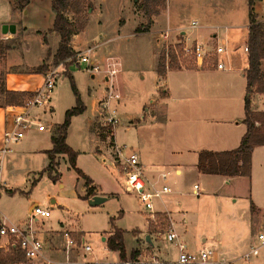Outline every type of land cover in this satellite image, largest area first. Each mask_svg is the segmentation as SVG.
Here are the masks:
<instances>
[{"label":"rangeland","instance_id":"374dc122","mask_svg":"<svg viewBox=\"0 0 264 264\" xmlns=\"http://www.w3.org/2000/svg\"><path fill=\"white\" fill-rule=\"evenodd\" d=\"M12 1L0 0V32L6 25L41 27L50 26L54 21L49 0H30L27 4L30 6L26 5L23 11L14 9ZM76 1L80 4L78 13L75 6H70L64 13L75 26L76 33L87 27L84 35L90 42L87 45L99 44L104 40L97 35V27L100 26L110 31L109 37L115 36L112 41L100 48L98 46L93 57L96 55L102 66L103 57H117L115 62L119 70L113 78V86L119 91L120 100L112 103L118 119L114 127L116 144L137 153L146 169L154 165L158 170L169 172L166 182L172 190L175 189L176 194H180V200H176L175 204L179 210L187 212L186 226L189 232L183 239L187 249L197 251L202 246L211 245L216 238L214 231L219 229L222 232L224 228L222 210L230 208L235 219H238L240 210L249 206L251 188L258 203L263 201L264 155L260 154L264 148L262 152L254 154L251 182L235 177L226 183V179L201 174L196 169L199 151L222 147L220 143H225L224 138L236 134L240 125H245L241 120L244 117V104L240 103V86L241 83L245 84L241 73L247 64L244 48L248 0H158L154 6L156 13L150 17L140 7L142 0H70ZM24 11L27 13L24 14ZM98 13L101 16L98 17ZM191 20L198 21L200 29L186 30ZM167 26L173 32L168 41L163 42L159 33ZM185 30L187 39L179 34ZM214 34L216 37L212 38ZM35 39L32 32H23L22 28L16 27L11 38L1 40L8 50L3 53L4 56L0 55V107L4 106L2 83L6 54L22 62L13 70L33 71L38 66H44L45 73L56 67L52 53L57 46L58 35L49 31L42 33L41 43ZM193 40L208 47H214L217 40H224L227 53L218 60L229 68L225 71L230 73H209L206 78L191 75L180 77L176 73H169L167 87L173 96L182 94L185 89L193 95L185 97L183 101L167 100L164 86H160L164 77L160 80L156 78L159 55L164 54L166 72L195 70L193 60L184 56L180 48L182 43ZM39 43L43 45V51ZM100 49L107 50L108 54L99 52ZM170 53H174L173 59ZM76 60L74 56V64L70 68L72 73L68 72V66H59V71L65 75L55 81L48 105L32 110V126L4 158L2 181L6 188L0 191V217L4 216L9 222L25 227L31 204L37 203L42 208L50 209V217H36L34 229L43 244L45 255L57 264H66L62 251L63 227L82 233L85 243L92 249L87 255L80 248L73 249L69 253L68 264H118L117 252L106 247L109 232L113 229L123 231L128 261H131V251L138 250V264H155L151 262L152 258L163 264H175V244L167 242L162 236L167 230V223L162 226L154 224L156 227L150 234L154 246L150 247L145 241V235L149 232L146 225L148 212L135 194L125 192L122 176L112 159L105 155L104 143L99 135L100 110L97 102L92 105L93 100L102 98L106 89L102 74L91 78L89 73L76 66ZM70 78L84 110L70 118L65 142L76 153V168L93 181L97 194L107 198L94 206L88 202L91 197L86 199L83 179L70 167L67 156L55 155L52 170H47V151L52 148L50 137L56 127L63 123L65 112L76 106ZM221 80L228 85V97L222 96L220 91L223 90L216 87ZM208 84H212L213 89L210 86L207 93ZM210 93L215 96L211 97ZM0 120L3 121L2 110ZM218 138L220 140L216 142ZM104 157L107 158L105 162ZM160 161H164L165 165H156ZM176 162L182 165L179 175H175L167 165ZM194 184L198 186L197 196L191 195ZM234 198L237 202L233 205L231 201ZM50 200H54V205L50 204ZM156 209H160V206L156 205ZM175 229L179 231L178 227ZM200 235L206 237V242L200 241ZM0 243L4 244V239L0 238ZM7 247L8 250H0L5 253L11 249V246ZM263 252L264 249L261 250ZM233 253L226 260L220 258L223 261L221 264H253L250 262L252 259L240 260V249Z\"/></svg>","mask_w":264,"mask_h":264},{"label":"built area","instance_id":"2783aa9c","mask_svg":"<svg viewBox=\"0 0 264 264\" xmlns=\"http://www.w3.org/2000/svg\"><path fill=\"white\" fill-rule=\"evenodd\" d=\"M264 8V2H263ZM200 29V24L196 20H191L186 30L194 31ZM180 31L179 34L183 38H188L187 32ZM188 31V32H189ZM173 30L168 26L160 31L159 37L163 42H167ZM214 34L212 38H215ZM172 44V43H171ZM98 45L89 46L82 51H77L75 64L90 75L102 74L106 83V89L102 98L97 101V107L100 110V135L102 138V147L105 148V155L112 159L116 165L120 175L122 176V186L126 193L135 194L143 207L148 212L146 225L151 222L157 224L155 217V202L161 200L164 196L171 193V187L166 182L169 172L160 171L154 175L146 172L143 164L140 162L138 154L125 146H119L114 140V127L118 123L116 111L112 106L113 102L120 100V93L113 86V78L118 72V63L107 59L104 66L93 60V54ZM181 52L184 56L190 57L197 69H215L223 71L228 69L227 66L218 60V57L227 53L224 40L216 41L214 47H208L205 43L193 40L190 43L184 42L181 45ZM244 50L247 52V46ZM71 63L70 65H73ZM63 63L56 64L44 73L42 85L33 93V96L25 101L23 105L10 106L8 112L10 117L9 127L4 130L2 135V143L0 145V191L6 187L2 181L3 163L6 154L23 138L24 133L30 129L34 122L32 110L37 107H45L50 101V92L55 85V81L62 77L59 66ZM62 66V67H63ZM69 66V65H68ZM68 68V67H67ZM50 109V107H49ZM107 139V141H106ZM101 152V150H98ZM107 160L104 157L103 162ZM193 196L198 195V186L193 185ZM50 209L42 208L38 204H34L29 211V217L25 227H20L9 222L5 217L0 219V238L5 243H0V249L8 250L7 246H14L23 255V262L20 264H57L54 259L48 257L44 253L42 242L38 239L34 229L36 217H50ZM167 230L162 234L169 243L174 242L177 249V258L175 264H221L222 259L217 256V250L214 245L202 246L197 251H189L185 243L179 241L178 233L173 229L172 222L166 213ZM184 221V220H182ZM73 231L64 229L61 232L63 240V252L65 254L64 263H69V253L73 249L80 248L84 254L92 252V249L83 239L73 235ZM264 248V212L255 233V242L251 244L242 254L241 258L249 261L259 255ZM152 263L163 264L156 258L151 259ZM138 261L133 264H138ZM2 264V263H0ZM7 264V263H4ZM129 264V262H127Z\"/></svg>","mask_w":264,"mask_h":264},{"label":"trees","instance_id":"16d2710c","mask_svg":"<svg viewBox=\"0 0 264 264\" xmlns=\"http://www.w3.org/2000/svg\"><path fill=\"white\" fill-rule=\"evenodd\" d=\"M30 0H13L12 6L14 9L22 11ZM158 0H142L140 7L143 12L150 17L156 13L155 5ZM255 0H248V27H247V67L244 71L246 81L244 94V118L243 123L246 126V131L242 136L237 148L233 150L211 151L201 150L197 154L196 169L201 174L218 175L226 178L231 177H249L251 173V154L256 146H264V112H253L250 109L251 94L253 92L264 93V19L257 20V17L252 11V5ZM70 6H75L80 10L79 2H70V0H51V8L54 12V21L52 31L58 35L59 41L56 50L53 54V63H63L66 67L74 62L76 52L70 47L72 35L76 34L75 26L66 18L64 11ZM147 30V28L145 29ZM137 31L139 29L137 28ZM8 50L7 45L0 41V55ZM169 56L173 59L174 53ZM171 59V60H172ZM34 72L45 71L44 66H38L33 69ZM156 74L159 77H164L165 58L164 54L159 55ZM65 75V74H64ZM71 79V90L76 97V106L65 112L64 121L58 125L51 135L52 148L47 151L49 164L47 170H52L54 156L61 154L67 156L69 165L74 169L77 175L83 179L86 189V199L94 196L95 187L91 185V180L78 168H76V153L66 144V130L69 126L70 118L80 114L84 110L80 98L78 96L75 84ZM33 93L24 91H2L3 105H23L25 101L30 99ZM100 135V134H99ZM101 138H103L101 136ZM253 205L250 204V211H253ZM156 226L165 225L167 223L166 215L163 213L155 214ZM153 223H149L147 230L148 235L156 227ZM106 247L114 252H117L118 264H133L137 261L140 253L138 250H133L130 253L131 261H128L123 241V231L113 229L109 232L106 240ZM23 262V255L17 247L11 246V249L5 253L0 250V263L4 264H20Z\"/></svg>","mask_w":264,"mask_h":264},{"label":"crops","instance_id":"0c3cea01","mask_svg":"<svg viewBox=\"0 0 264 264\" xmlns=\"http://www.w3.org/2000/svg\"><path fill=\"white\" fill-rule=\"evenodd\" d=\"M49 1H50V6H51V0H49ZM263 2H264V0H255L253 5H252V11H253L254 15L260 20L264 19ZM29 6H30V4L27 5L26 7H29ZM25 13H27V11H24V14ZM99 16H101V15H99V13H98V17ZM21 22H23V21H20V23ZM10 24H12V23L10 22ZM13 25L15 27V32H16V27L17 28H22L23 32H32L34 38H36L35 40L37 42H40V43H41L40 37H41L42 33H46V32H49V31L53 32L52 31L53 21L51 22L50 26H41V27H33V26L31 27V26H28V25H22L21 26L19 24H13ZM247 27H248V24H247ZM86 28L82 32H78V33L74 34L72 36V39L70 40V47L75 52L80 51L81 49L83 50V48H86L87 46L93 45V44H88L87 45V43H90V42L87 39V36H84L87 33V30H88ZM109 32L110 31H108L106 27H104V28L101 27V26L97 27V35H98V37L104 38V40L101 43L97 44L99 46V48L102 45L106 44L107 42L112 41L113 38L115 37V36L109 37L110 36ZM14 34L15 33L7 32V33L4 34V33L0 32V41L4 40V39H9ZM246 42H247V38H246ZM40 43H39V48H40V50L43 51V45L40 44ZM57 44H58V42H57ZM104 49H106V48H104ZM104 49H100L99 52L102 51L103 53H105V55H107L108 52H107V50H104ZM55 50H56V48H55ZM55 50H54V52H55ZM54 52L52 53V56H53ZM244 52L246 53V56H247V52L245 50H244ZM5 58L6 59L4 60V65H3L4 74H3V83H2L3 87H4V90H7V91H24V92H29V93H34L35 91H37V89L43 83L44 71L43 72H34V71H30V70L29 71L28 70L27 71L13 70L12 68H16L22 62L19 59H14V57L13 58H9L7 56V54L5 55ZM108 58L111 59V61L115 62L117 57L114 58V56H109L108 55V56L102 58L103 62H105ZM93 60L95 62H98V59L96 58V55L93 57ZM29 66L32 67V66H36V65H29ZM71 66L72 65L68 66V72L69 73L73 72V71L70 72ZM246 67H247V64H246ZM246 67H245V69H246ZM228 69H226V70H228ZM245 69L241 73V78L243 79V82L245 81V78H244ZM74 71H77V69L74 70ZM227 72H228V74L230 73V71H225V70L219 71V70H215V69H212V68L211 69H195V70L194 69H192V70L191 69L171 70V71H167L166 72V75L164 76V78L162 80L163 83L160 86H164V91L166 92V95H167L166 99L167 100L180 99L181 101H183V100H185V97L186 98H190V96L193 95V93L190 92V91H187V89H185L182 92V94L177 95V96H173L172 95V91L170 90V88L167 87L168 86L167 85V82H168L167 81V77H168L169 73H176V75H180V77H188V75H191V76H195V77H199V78H206L205 77L206 74H209V73L210 74L211 73L226 74ZM63 76L64 75H62V77ZM94 76L90 75L91 78H93ZM227 76H230V75H227ZM156 78L158 80L161 77H158L156 75ZM220 83L224 87H222V85ZM245 85H246V81H245V84L242 85V83H241V86H240V89H241V92H240V99H241L240 103L243 102V104H244L243 98H244V94H245V89H244V93H243L242 88H245L244 87ZM210 86H211V88L213 87L212 84H210ZM210 86H209V84L207 85V93L209 91ZM216 87L218 89L223 90V91H220L222 96H224V97H228L229 96L228 95L229 89H228V85H227L226 82L221 80L216 85ZM210 94L212 95L211 97L215 96L214 93H210ZM99 99L93 100L92 101V105L94 106L95 103ZM10 106H15V105H9V106L0 107V110L3 111V121L0 120V145L2 143L3 132H4V130H6L9 127L10 117L11 116L9 115L8 107H10ZM250 109L253 112H264V93L253 92L251 94ZM243 118H241L242 121H243ZM237 124H238V122H237ZM245 131H246V126L245 125H240V130H237L236 134H233V135L229 136L228 138H224L223 140L225 141V143H223V144L220 143V145H222V147H220L218 149H214L212 151L233 150V149L237 148L239 143H240L241 137L243 136ZM114 139H115V131H114ZM219 140L220 139L218 138L215 141L217 142ZM262 148H264V146H256V147L253 148L252 154H251V173H250V176L249 177L238 176L240 179L241 178H242V180L246 179L248 182H251V174L253 173V167H254V154L255 153L257 154V152L261 151ZM262 154L264 155V151L260 155H262ZM139 160H140V158H139ZM196 161H197V159H196ZM155 163H158V162H155ZM159 163L160 164H156V165H160V167H161V164H163L165 162L164 161H160ZM163 165H165V164H163ZM167 165L170 166L173 169V173L175 175L181 174V166L182 165L180 164V162L172 163V165L168 163ZM143 166L146 169L144 164H143ZM147 167L148 168L146 169V172L149 175H154L155 173L160 172V171L168 172L166 170H158V168L156 166H154V165H153V167H149V166H147ZM219 177H221L223 180L226 179V181H225L226 183H230L231 180L233 178H235V177L226 178V177H223V176H219ZM83 183H84V181H83ZM91 185L93 187H95V185H94L92 180H91ZM84 188H85V185H84ZM171 189H172V187H171ZM95 195H100L101 196L102 194H97L94 191V196ZM191 195H192V193H191ZM179 196H180V194H176L175 193V189L171 190L170 194L164 196L161 200L156 201V202H158L156 205H159L160 209H156L155 211L156 212H160V213H166L169 216V218H170V220L172 222L173 229L176 231L175 228L176 227L179 228V231L177 232L178 235H179V241L180 242H184V240H185L184 238L187 236V232H189V229H187V226H186L187 217H186L185 213H187V212L179 210L177 208V205L175 204L176 200H180ZM248 197H249V202H250L249 206L247 208H244V209L240 210L238 219H235V217L233 216V213H232L230 208H228L227 210H222L221 219H222V224H223L224 228L222 229V232L219 229L214 231V235L216 236V238L211 244V245H214L216 247L217 256L219 258L228 259L232 254H235V253H233V251H238L239 252V249H240V256L239 257H240V260H241L242 259L241 258L242 254L247 250V248L251 244H253L255 242V233H256V230H257L258 225L260 223V220L262 219V215H263V212H264V193H263V201L261 203L260 202L258 203L256 198L254 197V195L252 193V188L249 190ZM231 202L234 205V204H236L237 199L234 198ZM53 203H54V200H50V204L54 205ZM34 204H37V203L31 204V206L29 207L28 211L31 210V208H32V206ZM250 204L253 205V209H254L253 211H250ZM156 205H154V207ZM3 217L4 216L0 217V219H2ZM182 220H184V221H182ZM63 229H65V228L63 227ZM73 235L75 237H77V238L78 237L79 238L83 237L82 233H78V232H74ZM214 235H213V237H214ZM222 236H224V237L222 238ZM149 239L152 240V236L151 235H149ZM199 239H200V241L202 243L206 242V237L204 235H200ZM62 243H63V240H62ZM147 243H148V245L150 247L154 246L151 243V241L147 242ZM184 243L186 244V242H184ZM62 246H63V244H62ZM258 256H259V258H256ZM258 256L254 257L250 262H252L253 264H257L259 262H264V252L261 253V251H260Z\"/></svg>","mask_w":264,"mask_h":264},{"label":"water","instance_id":"95a60500","mask_svg":"<svg viewBox=\"0 0 264 264\" xmlns=\"http://www.w3.org/2000/svg\"><path fill=\"white\" fill-rule=\"evenodd\" d=\"M7 32H10V33H15V27H14V25H9V26H4L3 27V31H2V33H7ZM107 200V198L106 197H102V196H97V195H95V196H92L89 200H88V202H89V204L90 205H92V206H94V205H98V204H101L102 202H104V201H106ZM145 241L146 242H150V239H149V235H146V237H145Z\"/></svg>","mask_w":264,"mask_h":264}]
</instances>
